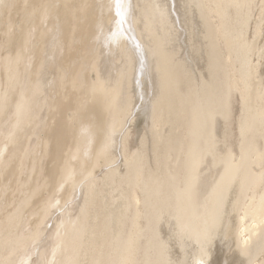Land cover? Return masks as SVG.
Wrapping results in <instances>:
<instances>
[{
	"label": "bare ground",
	"instance_id": "bare-ground-1",
	"mask_svg": "<svg viewBox=\"0 0 264 264\" xmlns=\"http://www.w3.org/2000/svg\"><path fill=\"white\" fill-rule=\"evenodd\" d=\"M0 264H264V0H0Z\"/></svg>",
	"mask_w": 264,
	"mask_h": 264
},
{
	"label": "snow or ice",
	"instance_id": "snow-or-ice-1",
	"mask_svg": "<svg viewBox=\"0 0 264 264\" xmlns=\"http://www.w3.org/2000/svg\"><path fill=\"white\" fill-rule=\"evenodd\" d=\"M121 20H123V16H121ZM229 155L231 156V153H229ZM232 158L234 159V157H232ZM245 243H247V241H245Z\"/></svg>",
	"mask_w": 264,
	"mask_h": 264
}]
</instances>
